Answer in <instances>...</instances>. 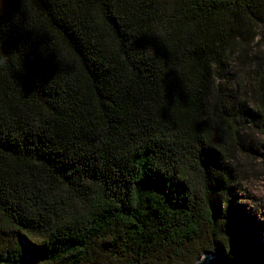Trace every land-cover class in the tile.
Returning <instances> with one entry per match:
<instances>
[{
  "label": "trees",
  "instance_id": "1",
  "mask_svg": "<svg viewBox=\"0 0 264 264\" xmlns=\"http://www.w3.org/2000/svg\"><path fill=\"white\" fill-rule=\"evenodd\" d=\"M259 122L264 0H0V264H235Z\"/></svg>",
  "mask_w": 264,
  "mask_h": 264
},
{
  "label": "rangeland",
  "instance_id": "2",
  "mask_svg": "<svg viewBox=\"0 0 264 264\" xmlns=\"http://www.w3.org/2000/svg\"><path fill=\"white\" fill-rule=\"evenodd\" d=\"M241 136L250 152L238 151L231 162L236 180L233 205L242 219L235 223L241 243L230 256L235 264H264V123H250Z\"/></svg>",
  "mask_w": 264,
  "mask_h": 264
},
{
  "label": "water",
  "instance_id": "3",
  "mask_svg": "<svg viewBox=\"0 0 264 264\" xmlns=\"http://www.w3.org/2000/svg\"><path fill=\"white\" fill-rule=\"evenodd\" d=\"M195 264H234V263L227 260L221 254H218L214 251H207L198 261H196Z\"/></svg>",
  "mask_w": 264,
  "mask_h": 264
}]
</instances>
